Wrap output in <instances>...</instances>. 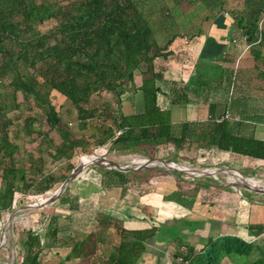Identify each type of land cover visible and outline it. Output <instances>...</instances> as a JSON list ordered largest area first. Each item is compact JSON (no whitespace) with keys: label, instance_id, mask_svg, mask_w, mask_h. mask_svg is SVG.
<instances>
[{"label":"trees","instance_id":"16d2710c","mask_svg":"<svg viewBox=\"0 0 264 264\" xmlns=\"http://www.w3.org/2000/svg\"><path fill=\"white\" fill-rule=\"evenodd\" d=\"M148 1L0 0V208H11L18 184L21 192L32 188L44 192L61 183L74 167L67 162L66 174L46 173L41 145H46L43 150L54 161H69L91 140L109 150L140 147L147 154L144 145L148 144L152 149L159 144L174 150L215 149L264 164V138L234 134L231 120L210 114L197 122L172 121L170 104L184 103L186 98L173 92L178 83L173 82L170 90L160 84L157 65L166 59L167 43L160 46L154 39ZM257 20L244 25L248 41L257 37ZM135 69L142 76L138 88L132 87ZM205 75L197 77L204 80ZM126 89L141 91L143 111L123 114L117 109L114 114L98 101L103 92H110L118 108ZM53 91L67 100L64 111L74 115L79 133L63 122L62 106L53 102ZM52 131L59 136L58 144L49 135ZM35 139L40 140L39 155L21 152L20 141ZM129 172L103 168L102 185L123 187ZM66 190L60 201L65 200ZM97 217L96 230L70 237L66 260L74 262L69 264H138L146 241L160 231L152 223L128 229L109 214ZM112 224L117 227L115 243L109 237ZM46 233L55 240L57 227ZM170 237L182 245L173 248L172 264H264V242L244 233L200 236L187 227ZM39 238L28 235L22 244L26 259L14 264L37 263L43 247Z\"/></svg>","mask_w":264,"mask_h":264},{"label":"crops","instance_id":"0c3cea01","mask_svg":"<svg viewBox=\"0 0 264 264\" xmlns=\"http://www.w3.org/2000/svg\"><path fill=\"white\" fill-rule=\"evenodd\" d=\"M145 6L151 7L150 10H147V15L156 43L160 46L167 43L166 59L157 65V70H160L161 80H163L160 81V84L164 90H170L173 82L178 83L173 92L184 93L186 98L184 103L170 104L172 121L197 122L207 119L210 114L214 117H222L228 113L238 119H231V129L234 134L263 139L264 20L262 29L260 32L257 29V37L253 41L247 40L244 25L254 18L259 20L264 17V0H149L145 2ZM258 32L259 40H257ZM208 68L210 69L208 70ZM198 74H206L205 79H198ZM207 75L210 76L209 82ZM141 82L140 70L135 69L132 87L138 88ZM118 109L123 114L143 111L141 91L126 89L122 92ZM112 111L116 114V111ZM242 122L245 123L240 124ZM73 126L72 130L74 131L76 123ZM75 132L77 133V131ZM39 141V139H35L32 142H22L24 145H34V148L28 150L24 148V150L30 151L36 157L39 155L37 152ZM54 142L58 144L60 140H54ZM45 146L41 145L42 153L40 152L44 159V171L47 168L46 162L49 157L46 149L43 150ZM20 150L23 152L21 146ZM175 151L171 152L175 153ZM187 151H192V148ZM164 160L166 159L164 158ZM256 161L263 162L260 159ZM152 165H156V162L153 161ZM171 165L173 164L171 163ZM135 170L144 171L142 168L128 170L130 171L129 181L123 186L124 188L120 185H115L110 189L105 188L102 183H96L91 179L87 181L84 179L81 184L75 181L72 188L66 186L68 193L64 201L57 198L55 200L57 204L52 202L39 208L37 211L40 212L31 214V217H29L30 214L24 216L27 220L22 222V225L30 224L31 230H25V235L22 237L12 231L13 253L9 250V237H5L3 240L2 234L6 235V218L9 210L16 204V196L29 191L21 192L18 184L11 208H0V264H14L26 259V249L22 244L29 234L38 235L43 246L37 256L36 264L73 263L74 261L66 260L72 240L70 237L75 232H87V228H91L92 231L96 230L98 228L97 216L102 213L114 217L118 223L120 222L123 227L128 229L146 228L151 223L159 227V234L146 241L139 264H172L173 248L182 247V245L179 240L172 239L170 236L185 231L187 227L200 236L221 232L244 233L258 243L264 242V198L246 202L234 191L233 182L217 181L219 178L214 175L211 177L216 181L203 188L202 184L200 185L201 181L195 179L197 181L191 183L194 190L190 193L184 190L188 193H185V198L181 194H179L180 197H175L174 202L166 198V202L170 203V206L166 205L165 201H161L163 198H159V195L167 194L164 188L167 190L168 187L162 188L157 186V183H150L148 185H151L152 194L158 198L157 203L147 204L139 200V192L134 195L135 190L131 189L134 185L145 187V179H147L144 174L141 175ZM234 176H238V174L234 172ZM248 181L258 185L250 179ZM228 184L232 186H228ZM173 185H176L178 193H183V191L179 192L182 184L174 182ZM136 188L138 189V187ZM176 190L172 195L176 193ZM106 191L113 193L109 196V200L118 199L119 205L107 202L106 205L109 207L98 206L96 209L95 203L97 200L100 204L103 202L102 196L107 193ZM172 191L174 189H170L169 192ZM70 197H73L76 203L71 202L73 198ZM94 199L95 201H92ZM82 200L83 202H81ZM241 205L245 208L243 211H240ZM48 206L52 209V213H47ZM85 210H88L89 213H84ZM20 211L23 210H19L15 214L12 227H15L14 221ZM4 215L6 216L5 222ZM53 227H57L55 240L50 239L46 233ZM116 228L113 224L109 227L112 232L109 236L112 243L117 241L114 233ZM192 236L188 238L189 241ZM103 245H108V243Z\"/></svg>","mask_w":264,"mask_h":264},{"label":"rangeland","instance_id":"374dc122","mask_svg":"<svg viewBox=\"0 0 264 264\" xmlns=\"http://www.w3.org/2000/svg\"><path fill=\"white\" fill-rule=\"evenodd\" d=\"M150 8L151 7L147 8V10H150ZM43 27H47V23H45ZM52 94H53L52 95L53 102L56 104V106H59V105L62 106L59 109V111H62L63 122L68 123L69 126L71 128H73L74 127L73 124L76 123L74 115H72V117L67 116L65 111H64L66 109V107L68 106L67 100L64 99L63 96H60L56 91H53ZM112 100H113V102H112ZM98 101L102 104H104V103L107 104V106L109 107L108 109L111 111L112 110L116 111L118 109L117 105L115 104V98L113 97V95L110 92H103L101 97L98 98ZM111 102H112V104H111ZM244 123L245 122H242L240 124H244ZM74 131H77V129L74 128ZM77 132L79 133L80 131H77ZM82 132H84V131H82ZM89 132L90 131L87 130L86 134H89ZM50 136L56 141L59 140V136L56 133V131L50 132ZM20 144H22V142H20ZM20 146H21L23 151H24V148H26L27 150L34 148L33 144H28V145L22 144ZM151 146L152 145H150V144L144 145V147H146L147 151H149L148 154L146 153L145 150H143L140 147L139 148L134 147L131 149L121 148L120 150L115 151V150H109L105 146H97L90 140L88 142V146L86 148H84L83 151L77 150L75 155H73L69 161H66L64 159L54 161V160H52V158L48 157L47 162H46L47 168H45V171H49V173L51 172V174H53L54 176H59L60 174H66L67 162L74 164V166H76L80 162L81 158L85 155H89V157L97 156V155H103L108 160H112L116 163H119V164L126 163L128 165V167H130V168L135 165L134 163H136V164L142 163L144 161L143 159L147 158V157L148 158L149 157L150 158H158V159L159 158L160 159L165 158L167 160V162L165 161V163L170 164L169 162H172V164H175L176 166L184 165V166L189 167V168L206 169V170H211L213 167H226V168L233 169L235 171L237 170L245 179L248 178V179L254 181L255 183H257L258 186L264 187V164L255 163L254 160H250V159L245 158V157H243V158L238 157V156H235V155L227 153V152H219L218 150H215V149L199 148L196 150L192 149V151L188 152L187 151L188 149H179V150L175 151L174 149H172V147H171V149H169L170 148L169 145H163V144L157 145L156 149H152ZM171 151H175V153H173ZM44 156H46V155L44 154ZM167 158H169V159H167ZM138 159H140V160H138ZM151 164H152V162H146V164H145L146 166H144L142 168V170H144L143 171L144 173L140 172L141 175L144 174L145 175L144 177L147 178V179H145L146 180L145 181L146 182L145 187H141L139 185H134L131 188V189L135 190L134 195H137L139 192V194H138L139 200L143 203L144 202H146L147 204L157 203L156 200L158 197L156 195L152 194V190L150 189L151 185H148L150 183H152V184L157 183V186L159 185L162 188L164 186L168 187L167 190L164 188V190L166 191L167 194H165L164 196H163V194H161V195H159V198H163V200L161 199V201L162 202L165 201L166 205L170 206V203L166 202V198L169 199V201H171V202H174L175 197H178L179 194H181L182 197L185 198L186 197L185 195L188 194L185 191H188L190 193L194 190V187H193V185L191 186V183L197 181L195 179H198L201 181V183H200V181H199V183H200V185L202 184L201 185L202 188L205 187L206 185L210 184L211 182L216 181L211 176H195V174H191L188 171L172 170L170 167L166 168L163 165L158 164V163H156V165H152V166H151ZM169 166H171V165H169ZM100 167L101 168L102 167L108 168V167H106L104 165H100L98 163H96V164L92 163V162L85 163L82 166V168L80 169V171L78 172V174L69 182V184L67 185L68 188H72V184L75 181H78L81 184L84 179H86V181L88 179L89 180L91 179V180H94L96 183L101 184L102 183L101 176L103 174V172H102L103 170H101ZM167 171H170L171 173L169 174V172L167 173ZM69 174H70V172L68 173V175ZM175 176H178V177L176 178ZM216 176H217V178H219V180H217V181H221V182L223 181V183H226L227 181L235 183L236 186H234V185L232 186L231 184H228V186H232L235 189L234 191L237 192L240 195V197H242V200H244L246 202L248 200H253V199L261 200L264 198V194H260V193L253 191V190L248 189L245 185L240 184V182L235 181L232 178V176L229 174H217ZM131 179H132V177H131ZM142 181H140V182H142ZM173 181L177 182L179 184H182V185H180L182 188H180L179 192L183 191L184 194L177 192L176 185L175 186L173 185V183H174ZM60 184L61 183L55 184V186L53 188H51L47 191H44V192H38V191L36 192V191H34V188L29 189V191H27L26 194L22 193V195L16 196V198H15L16 204L14 206H18V205H21L23 203L39 202L42 199L46 198L47 196L51 195L58 188V186ZM127 185L130 186L131 184H127ZM169 185L171 186V188ZM114 186H115V184H110V186H106L105 188L110 189L111 187H114ZM136 187H138V189ZM146 187H148L149 189L148 188L146 189ZM183 188H185V189H183ZM170 189H174V191H172L170 193L169 192ZM175 190H176V193L174 195H172L175 192ZM229 190H232V189L229 188ZM106 192L107 193L102 196L103 202L101 201L102 203L100 204L99 200H97V202L95 203L94 207H96V209L98 208V206L99 207H102V206L109 207V205L108 206L106 205L107 202H110L111 204L117 203V206L119 205L120 201L118 199H116L115 201L109 200V196L113 195V193L109 192V191H106ZM70 198H73V197H70ZM193 198H192V201H193ZM197 198H199V197H197ZM72 200L73 201H71V202L76 203L74 198ZM92 201H95V199ZM53 202H55L54 204H57V201L54 200ZM81 202H83V200ZM51 203H49V204H51ZM87 203H88V201H87ZM84 204L86 205V207H88L86 202H84ZM90 204H92V203H90ZM49 206H48V209L46 211H47V213H52L53 211ZM244 209H245L244 206L241 205L240 211H243ZM37 210H39V208H33V209L20 211L19 215L17 216V219L14 221L16 225H15V227H12V231L14 233H18V235L20 237H22L23 235H25V230L26 231L31 230L30 224L25 223L24 225H22V222L27 220V218L24 217L25 215L27 216L28 214H30L29 217H31V214H34L35 212L36 213L40 212ZM84 213L88 214L89 211L85 210ZM149 214H151V213H149ZM3 217H4V222H5L6 216L4 215ZM33 217H36V216L33 215ZM148 217H150V216H148ZM31 219H33V218H31ZM151 219H152V217H151ZM181 219L185 220L184 218H181ZM20 220H21V223H20ZM23 228H24V230H23ZM88 231H92V229L87 228V232ZM139 263H140V261H139Z\"/></svg>","mask_w":264,"mask_h":264},{"label":"water","instance_id":"95a60500","mask_svg":"<svg viewBox=\"0 0 264 264\" xmlns=\"http://www.w3.org/2000/svg\"><path fill=\"white\" fill-rule=\"evenodd\" d=\"M144 160H145L144 163L143 162L140 164L135 163V165L131 168L128 167V165L126 163L119 164V163H116L112 160H108L103 155L93 156L89 159V161H86V162H82L80 160V162L71 169L70 174L61 182V184L58 186V188L51 195L47 196L46 198L42 199L39 202L24 203V204H21L18 206H13L9 210L7 218H6V223H5V233H6L7 237H9V250L14 253L12 222H13V219L15 217V214L19 210L42 208L43 206H45V205L53 202L54 200H56L62 194V192L64 191L66 186L69 184V182L78 174V172L80 171L82 166L87 162H92L95 164L98 163V164L104 165L108 168H115V169H118L121 171H128L130 169H140V168H143L144 166H146L145 165L146 162H153V161L158 163V164L163 165L166 168L170 167L172 170H176V171H185L183 168H189V167H186L184 165H181V166L179 165L180 167L179 166H177V167L172 166L171 167L169 165H164L163 163L166 160L160 159V158L158 159V158H150V157L148 158L147 157ZM190 170H191L190 173L195 174V176H214V175L216 176L217 174H229L231 176L234 175V173L231 172V171H233V169L226 168V167H213L211 170L190 168ZM239 175H241V174H239ZM240 184L245 185L250 190L264 194V187H262V186H258V185H254V184H248L246 182H240ZM233 185L236 186L235 183H233ZM9 257H10V254L8 255V259H9ZM9 261H11V260H9Z\"/></svg>","mask_w":264,"mask_h":264},{"label":"bare ground","instance_id":"6f19581e","mask_svg":"<svg viewBox=\"0 0 264 264\" xmlns=\"http://www.w3.org/2000/svg\"><path fill=\"white\" fill-rule=\"evenodd\" d=\"M113 152H114V151H113ZM104 153H105V152H104ZM108 154H109V153H108ZM111 154H112V153H111ZM92 157H93V156H92ZM90 158H91V157H86V156H85V157H82V158H81V161H82V162H86V161H89ZM169 163H170V164H167V163L164 162L163 164H165V165H171L172 162H169ZM174 165H175V164H173V165H171V166H174ZM175 166H176V165H175ZM175 166H174V167H175ZM176 167H177V166H176ZM183 169H184L185 171H188V170H189L188 172H191L190 168H183ZM231 172H233V173L236 172V173L238 174V176H234V175L232 176V178H233L235 181H237V182H246V183H248V184H253V183H251V182L248 181V178L245 179L242 175H239L240 173H238L237 171L233 170V171H231ZM23 211H24V210H23ZM19 213H20V212H19ZM2 235H3L2 238H3V240H4V238L7 237V236H6L5 234H2ZM14 238H15V237H14ZM15 239H16V238H15ZM17 243H18V242H17ZM20 247H21V246H20ZM19 250H20V249H19ZM3 255H4V254H3ZM15 259H16V258H15ZM11 261H12V260H11ZM6 262H7V261H6Z\"/></svg>","mask_w":264,"mask_h":264},{"label":"built area","instance_id":"2783aa9c","mask_svg":"<svg viewBox=\"0 0 264 264\" xmlns=\"http://www.w3.org/2000/svg\"><path fill=\"white\" fill-rule=\"evenodd\" d=\"M263 20H264V17H261V18H259V20H258V22H257V29H258V31L260 32V30L262 29V26H263ZM259 32H258V38H257V40H259ZM223 118H226V119H228V120H231V119H237V118H235V117H233V116H231L230 114H225L224 116H222L220 119H223ZM86 157H89V155H85ZM85 156H83V157H85ZM178 260H181L180 258H178Z\"/></svg>","mask_w":264,"mask_h":264}]
</instances>
